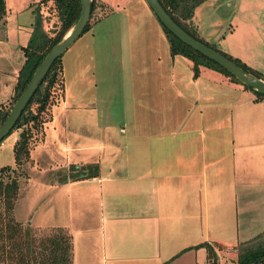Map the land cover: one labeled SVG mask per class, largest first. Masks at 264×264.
I'll list each match as a JSON object with an SVG mask.
<instances>
[{
  "label": "crops",
  "instance_id": "0c3cea01",
  "mask_svg": "<svg viewBox=\"0 0 264 264\" xmlns=\"http://www.w3.org/2000/svg\"><path fill=\"white\" fill-rule=\"evenodd\" d=\"M100 11L66 49L67 65L74 68L76 82L89 71L95 75L90 67L100 41L101 52L112 50L108 40L117 30L113 45L117 41L121 96L129 107L119 121L96 112L70 113L80 104L69 99L82 96L66 93L63 82L62 98L52 105L43 136L31 150L44 142L51 125L63 148L73 151L63 173L71 164L88 163L97 165L98 173L51 179L45 197L50 204L38 219L18 218L16 205L14 218L34 228L68 229L72 264H208L201 243L222 249L216 243L232 246L264 230V97L207 65L194 75L187 56L163 57L162 28L149 37L161 51L154 61L132 63L125 8ZM204 13L217 16L209 33L218 46L264 73V0H204L192 20L202 31ZM110 16L116 23L107 26ZM223 25L229 28L220 36ZM86 101L94 111L99 105L95 95ZM77 123L85 127L75 138ZM29 163L32 156L26 168ZM223 249L236 258L233 249Z\"/></svg>",
  "mask_w": 264,
  "mask_h": 264
},
{
  "label": "trees",
  "instance_id": "16d2710c",
  "mask_svg": "<svg viewBox=\"0 0 264 264\" xmlns=\"http://www.w3.org/2000/svg\"><path fill=\"white\" fill-rule=\"evenodd\" d=\"M46 1L49 0H39V3ZM50 1L51 5H48L46 14L43 11L44 5H30L34 12L30 39L23 46L24 60L17 74L10 103L8 106H5L7 103L0 102V124L5 119L13 102L29 81L33 71L45 53L54 43L63 37L79 16L81 8L80 0ZM99 1L91 0L90 17L82 33L88 30L96 20V16H93V14ZM203 1L159 0L160 4L162 3L170 15L192 35L206 41L223 54L225 53L256 76L264 78L263 72L254 68L245 60L219 48L198 34L196 26L192 22V16L196 6ZM6 11L5 0H0V22L3 21ZM51 16H56V20L52 23L50 29H45L42 24L43 18ZM159 22L168 36L171 51L173 53H180L192 60L194 75L200 72L202 66H212L224 75L226 74L230 79L252 89L257 97H264V93L258 92L253 86L240 80L227 67L221 65L208 55L203 54L190 43L183 41L167 25L160 20ZM61 55L53 61L42 82L30 97L13 126V128H19L20 130L19 136L13 146L15 165L0 167V264H72L73 244L72 236L68 229L64 227L34 228L28 224L18 222L14 218V207L19 191L28 178L25 165L31 160V148L43 136L44 122L49 119L52 105L59 102L62 98L63 65ZM57 97H60L59 100ZM97 173V165L93 163L80 165L79 167L71 164L69 165V172L62 173L60 180H66L68 177L77 179L80 176H94ZM201 244L207 247L209 253L208 264H219L217 250H215L214 246L208 245L205 242ZM216 246L222 249H233L236 253L235 264L264 263V230L247 241L238 242L232 246L216 243ZM163 264H170V260Z\"/></svg>",
  "mask_w": 264,
  "mask_h": 264
},
{
  "label": "rangeland",
  "instance_id": "374dc122",
  "mask_svg": "<svg viewBox=\"0 0 264 264\" xmlns=\"http://www.w3.org/2000/svg\"><path fill=\"white\" fill-rule=\"evenodd\" d=\"M5 4L7 8L6 15L3 21L0 22V102L3 103L9 99L12 93L16 74L24 60L23 46H25L30 39L32 23L34 21V12L30 5H44L43 11L46 14L48 5H51V1L49 0L39 3V0H5ZM100 5L104 6L103 9ZM110 8H125L128 14L129 28L127 33L131 35V55L134 59L132 63L136 61L144 65L150 64V61H154L160 48L157 49L156 47H153L151 43H149V37L154 38L155 35L158 34V29L161 31V28L163 57L182 55L171 51L168 36L146 0H100L97 2V7L93 16H96L100 10H107ZM218 15L221 16V14ZM212 16L209 14L206 17V14L204 13L202 16L204 18L203 31L197 28V23L196 29L202 38L207 39L218 46L217 40L212 39V34L209 33L210 30H214L212 25L213 21L211 20ZM106 19L107 26L108 24L114 25L116 23L114 22V16H110ZM213 19H217V16L214 15ZM55 20L56 16L43 18V27H45V29H50ZM227 28H229V25L219 27V35L223 36L227 31ZM105 29L106 28H102V30ZM117 32L118 31L114 29L113 33L111 32V39L108 40L109 42L110 40L112 41L110 42L113 46L112 50L107 49L106 51L101 52L102 46L104 48L105 44H103L104 41H100V45L98 46L99 52H96L97 54L94 59V63L96 62V64H93L90 67V70H94L95 75L89 71L87 75H82L80 77V79H82L81 83L76 82V79L73 76L75 72L72 65H67L69 49L62 53L61 57H63V60L66 62H64L63 68V82L65 84L66 93L68 92L75 96L78 95L77 93L79 92L82 96V98L74 97L78 101L71 98L69 99L70 102L74 104H80L70 108V113L75 112L83 115L89 112L91 114L96 112V115L97 113L105 115L114 121H119L125 116V110L129 106L125 105L126 103L121 96L122 82L118 74L119 70L116 61V57L119 55L115 50V47L117 48V41L116 45H113L115 44V39L117 40ZM90 33V30L89 32H86L80 38V42L87 39V37L91 35ZM123 34H126V31H124ZM218 47L221 48L220 46ZM227 52L231 53L230 51ZM106 55L107 59L105 63L96 68V65L105 59ZM232 55L236 56L234 54ZM85 59L86 61L91 62L90 59ZM70 69L72 71H70ZM209 69L213 71L214 67L210 66ZM91 95H95L96 101L99 102L95 111L94 107L86 105L88 103L86 100L89 99ZM9 103L10 102L5 106H8ZM64 112L65 110L63 113ZM55 124L57 125L58 132L62 134L64 130L63 120L58 119ZM77 125L78 129L75 131L77 136L75 138H78L83 134V127H85L84 123H77ZM19 131V128H13L10 133L1 139L0 167L15 165L13 146L19 136ZM45 134L44 142L40 144L38 143L33 150H31L32 163H29L28 168L25 170L28 175L26 180L27 183L25 182L23 184V190L21 189L20 195L16 201L17 217L20 219H27L26 221H29V219H38L39 215L42 214V211L49 206L50 196L48 198L45 197L51 193V179L54 181L55 177L57 178L64 172L65 167L68 166L67 156H70L73 152H68L66 151V148H63L62 144L64 142L56 138L51 125L47 126ZM24 185H26L25 188ZM217 250L219 264L236 263V258L235 255H233V252H227L224 249Z\"/></svg>",
  "mask_w": 264,
  "mask_h": 264
},
{
  "label": "water",
  "instance_id": "95a60500",
  "mask_svg": "<svg viewBox=\"0 0 264 264\" xmlns=\"http://www.w3.org/2000/svg\"><path fill=\"white\" fill-rule=\"evenodd\" d=\"M158 19L167 25L179 38L190 43L193 47L215 59L221 65L227 67L240 80L253 86L258 92L264 93V78L256 76L251 71L242 67L234 59L223 54L217 48L213 47L206 41L200 40L192 35L187 29L177 22L164 8L159 0H146ZM81 8L79 16L73 26L63 35V37L54 43L43 56L40 63L33 71L29 81L13 102L5 119L0 124V141L7 135L15 125L18 117L21 115L24 107L30 97L36 91L42 82L45 74L50 68L53 61L60 56L69 45L82 33L86 22L91 13V0H80Z\"/></svg>",
  "mask_w": 264,
  "mask_h": 264
},
{
  "label": "built area",
  "instance_id": "2783aa9c",
  "mask_svg": "<svg viewBox=\"0 0 264 264\" xmlns=\"http://www.w3.org/2000/svg\"><path fill=\"white\" fill-rule=\"evenodd\" d=\"M264 264V263H263Z\"/></svg>",
  "mask_w": 264,
  "mask_h": 264
}]
</instances>
